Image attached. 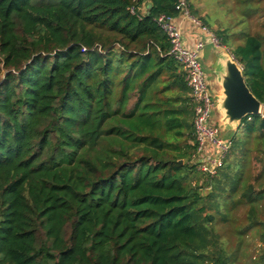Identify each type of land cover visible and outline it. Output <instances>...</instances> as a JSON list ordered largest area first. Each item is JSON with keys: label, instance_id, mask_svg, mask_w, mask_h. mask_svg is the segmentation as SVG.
<instances>
[{"label": "trees", "instance_id": "trees-1", "mask_svg": "<svg viewBox=\"0 0 264 264\" xmlns=\"http://www.w3.org/2000/svg\"><path fill=\"white\" fill-rule=\"evenodd\" d=\"M142 1L0 0V264H235L218 226L242 205L264 243V118L201 173L190 91L154 21L178 0ZM261 29L231 55L264 108Z\"/></svg>", "mask_w": 264, "mask_h": 264}, {"label": "built area", "instance_id": "built-area-1", "mask_svg": "<svg viewBox=\"0 0 264 264\" xmlns=\"http://www.w3.org/2000/svg\"><path fill=\"white\" fill-rule=\"evenodd\" d=\"M176 10L179 12V15L185 19H189L200 28L202 34L205 36V41L199 40L195 42L193 47L187 48L184 45L182 34L175 24L173 17L161 14L154 21L169 43L168 56L182 68L186 86L190 91L193 103L192 123L196 144L192 162L201 173L214 175L216 169L228 153L231 141L229 138H223L221 136V131L217 124L211 123L210 119L214 108V96L206 73L203 71L201 63L199 62V57L201 51L207 44L215 48L225 49V47L221 45L220 40L214 33L202 26L197 19L191 17L187 0H178ZM129 12L131 15H136L137 11L134 7H130ZM137 17L139 18L140 16L137 15ZM206 40H208L207 43ZM231 57L234 59L233 55ZM258 116L264 118L263 108ZM247 119L250 120V118Z\"/></svg>", "mask_w": 264, "mask_h": 264}, {"label": "rangeland", "instance_id": "rangeland-1", "mask_svg": "<svg viewBox=\"0 0 264 264\" xmlns=\"http://www.w3.org/2000/svg\"><path fill=\"white\" fill-rule=\"evenodd\" d=\"M256 1L189 0V4L193 7L196 15L194 19H197L207 30L212 33L219 29L227 30V47L225 49L232 54L236 47L244 42V37L249 32L257 34L260 31L261 23L264 21V17H261L263 15H260L263 14L264 0L261 3ZM191 17L193 16L191 15ZM201 20L205 22L204 25ZM210 60H212V51L205 47L200 53L199 62L203 71L208 75V81L212 80L213 77L211 70L207 68ZM210 88L214 90L215 86L211 84ZM260 168L261 164L253 160L249 172L254 176ZM247 209V206H239L231 212L229 224H219L218 226L219 233L226 241L229 252L235 251L239 246V256L235 264H259L257 260L261 256L264 245L259 237V229L245 230ZM261 209L264 210V203L261 205ZM242 228L243 236L239 234V230Z\"/></svg>", "mask_w": 264, "mask_h": 264}, {"label": "water", "instance_id": "water-1", "mask_svg": "<svg viewBox=\"0 0 264 264\" xmlns=\"http://www.w3.org/2000/svg\"><path fill=\"white\" fill-rule=\"evenodd\" d=\"M149 8L148 5L147 9ZM209 46L212 60L207 68L211 70L218 87V95L213 97V111L221 116V124L218 125L221 133L231 137L241 121L246 117L259 115L263 105L247 88L242 69L229 52Z\"/></svg>", "mask_w": 264, "mask_h": 264}, {"label": "crops", "instance_id": "crops-1", "mask_svg": "<svg viewBox=\"0 0 264 264\" xmlns=\"http://www.w3.org/2000/svg\"><path fill=\"white\" fill-rule=\"evenodd\" d=\"M257 1L259 3L263 2V0H257ZM147 7H148V2L146 0H143L142 6L140 8L141 13H145L147 10ZM262 12H263V14H261V15H263V16H261V17H264V9L263 8H262ZM173 19H174L175 24L177 25L178 29L180 30V32L182 34V38H183L185 47L191 48V47H193L195 42H197L199 40L205 41V36L202 34L200 28L197 25H195L192 21H190L189 19L183 18L181 15H177ZM261 25H262V23H261ZM260 31H262L261 26H260ZM260 31L257 34H260L261 33ZM249 34H251V33L249 32ZM257 34L253 33L251 35H257ZM205 47H208L210 49L209 45H206ZM209 64H210V61H209ZM263 65H264V61H263ZM206 76H208V75H206ZM207 80H208V77H207ZM208 82H209V85L213 84L215 86V89L212 91H213V96H217L218 95V87L216 85L215 79L212 78V80H209ZM263 111H264V108H263ZM210 120H211V123H213V124H217V125L221 124V116L217 112L212 111ZM221 136L223 138H230V137H227L226 135H224L222 133H221ZM262 254H264V245H263V249L261 251V255Z\"/></svg>", "mask_w": 264, "mask_h": 264}]
</instances>
